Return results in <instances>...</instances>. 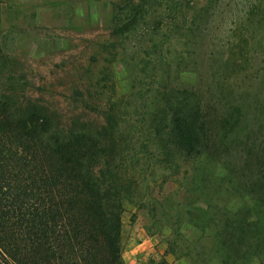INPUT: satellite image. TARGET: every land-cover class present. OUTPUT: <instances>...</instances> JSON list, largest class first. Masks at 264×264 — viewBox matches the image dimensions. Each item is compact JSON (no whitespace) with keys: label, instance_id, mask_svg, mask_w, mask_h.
<instances>
[{"label":"trees","instance_id":"1","mask_svg":"<svg viewBox=\"0 0 264 264\" xmlns=\"http://www.w3.org/2000/svg\"><path fill=\"white\" fill-rule=\"evenodd\" d=\"M226 5L206 0L188 20L186 52L171 59L165 31L154 30L167 17L172 31L181 29V0L115 6L111 47L130 84L109 103L106 131L111 156L164 135L177 150L200 156L198 169L219 182L205 190L204 208L194 206L212 209L207 240L216 243L206 252L220 264H264V51L253 48L250 28L236 27ZM4 91L0 85V264H128L119 244L121 209L107 208L116 187L102 188L91 173L97 139L48 134L44 114L29 100L11 109ZM134 155L130 164L111 166L126 173L124 193L136 173ZM227 196H239L241 205L230 210Z\"/></svg>","mask_w":264,"mask_h":264},{"label":"rangeland","instance_id":"2","mask_svg":"<svg viewBox=\"0 0 264 264\" xmlns=\"http://www.w3.org/2000/svg\"><path fill=\"white\" fill-rule=\"evenodd\" d=\"M121 1L0 0V85L11 100V109L29 100L46 116L48 134L67 138L85 133L97 139L101 152L91 173L102 188L116 187L117 192L108 190L107 208L118 205L121 209V255L127 240H149L150 249H144L139 264H220L219 258L206 252L211 241L216 243L207 240L206 217L212 209L203 213L194 208H204L205 190L219 184L206 170L198 169L203 166L200 156L177 150L165 135L163 140L153 137L126 154L111 156L107 108L130 84L126 66L111 47L112 15ZM181 1V29L172 31L167 17L154 30L165 31L163 52L168 59L186 52L188 20L206 0ZM225 3L236 27L242 32H246L243 26L250 28L253 48L264 51V0ZM133 152L134 158L139 157L137 169L124 193L126 173L111 166L128 164ZM225 201L230 210L242 203L239 196H227Z\"/></svg>","mask_w":264,"mask_h":264},{"label":"crops","instance_id":"3","mask_svg":"<svg viewBox=\"0 0 264 264\" xmlns=\"http://www.w3.org/2000/svg\"><path fill=\"white\" fill-rule=\"evenodd\" d=\"M149 240H127L124 243V248L122 251V258L129 264H139L141 261V256L144 252H148L150 247Z\"/></svg>","mask_w":264,"mask_h":264}]
</instances>
